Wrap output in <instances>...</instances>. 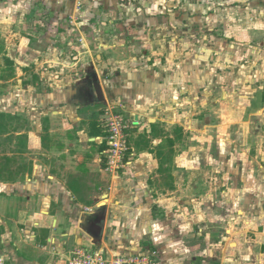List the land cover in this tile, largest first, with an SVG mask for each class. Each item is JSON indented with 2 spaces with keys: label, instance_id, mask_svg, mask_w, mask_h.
<instances>
[{
  "label": "crops",
  "instance_id": "0c3cea01",
  "mask_svg": "<svg viewBox=\"0 0 264 264\" xmlns=\"http://www.w3.org/2000/svg\"><path fill=\"white\" fill-rule=\"evenodd\" d=\"M228 1L239 6L238 0ZM209 4L0 0V41L16 67V76L5 83L16 80L22 87L1 100L9 110L0 109L12 116L6 118L9 128L0 130V255L5 264H68L78 247L104 248L108 255L155 252V264H264V196L259 194L264 187L257 178H246L242 193V180L234 179L232 209L229 216L221 214V223L199 203L189 211L180 204L189 200L177 202L182 182L175 177L157 186V172L172 170L174 163L157 162L150 151L141 150L145 160L132 162L125 177L113 175L107 184L99 166L107 144L102 142L104 119L91 116L94 109L110 106L118 96L134 119L157 120V113L150 118L147 109L157 107V68L148 70L145 58H157V43L172 42V57L180 55L178 42L192 52V43L210 32ZM190 51L183 54L193 55ZM181 63H175L177 68ZM42 82L49 91H36ZM96 82L105 102L97 98ZM261 97L263 105L264 88ZM58 121L63 125L56 129ZM86 141L96 143L95 155ZM80 151L93 154L94 161L78 156ZM175 206L187 224L174 218Z\"/></svg>",
  "mask_w": 264,
  "mask_h": 264
},
{
  "label": "rangeland",
  "instance_id": "374dc122",
  "mask_svg": "<svg viewBox=\"0 0 264 264\" xmlns=\"http://www.w3.org/2000/svg\"><path fill=\"white\" fill-rule=\"evenodd\" d=\"M209 6L206 16L210 18V32L205 39L192 43V52L184 42H176L180 55L169 56L172 42H165L163 45L157 43V58L151 54L146 56L148 70L157 68V107L151 105L147 108L153 113L150 118L157 113V120H141L142 123L135 127L138 129L127 131V159L131 158L134 163L145 160L140 152L143 150L154 153V157L157 155V162L174 163L172 170L169 166L162 174L157 172V186L159 182L166 186L170 178L175 177L182 182L177 202L189 200L187 204L180 202L189 207V211L193 210L194 203H199L198 206L207 209L214 221L218 216L222 223L225 220L221 214L229 216L232 209L235 178L242 180L239 185L241 193L246 192V178H257L264 187V104L261 100L264 88V0H238L237 8H233L228 0H210ZM187 51L193 55L185 56L183 53ZM5 53V50L0 51L2 110L8 109L1 101L4 97L22 91L19 81L5 83L16 76L15 63L7 64V58H11L5 57ZM145 59L138 67L144 66ZM179 62L182 65L177 68L175 63ZM11 70L12 75L6 78ZM24 75L21 77L23 81ZM23 88L28 89L25 85ZM36 91L47 92L49 89L42 82ZM110 101V106L108 103L97 105L91 116L104 119L107 110L111 109L114 116L122 115L132 123L134 113L128 111L122 97L116 96ZM138 103H142L141 100ZM19 107L24 108L23 105ZM5 121L10 124L8 119ZM145 122L151 125L145 127ZM61 125L58 121L56 129L62 128ZM84 144L94 155L98 152L96 143L86 141ZM77 155L90 162L95 158L84 151ZM104 156L103 153L99 156L100 169L106 173L104 182H110L113 175L125 177L124 169L128 165L111 171L102 160ZM142 177L147 178V175ZM153 177L151 174V187ZM115 189L119 191L120 186ZM259 192L264 196V189ZM175 210L174 218L187 224L186 219H179V214L183 213L180 207L175 206Z\"/></svg>",
  "mask_w": 264,
  "mask_h": 264
},
{
  "label": "built area",
  "instance_id": "2783aa9c",
  "mask_svg": "<svg viewBox=\"0 0 264 264\" xmlns=\"http://www.w3.org/2000/svg\"><path fill=\"white\" fill-rule=\"evenodd\" d=\"M79 6L84 0H75ZM111 109L107 110L104 117L105 139L108 149L103 151L102 159L107 168L117 171L132 163L131 158L127 159L129 148L127 146L126 133L130 128L137 127L139 120L127 122L122 115L114 116ZM127 159V160H126ZM154 254H118L108 255L104 248L90 249L87 247L76 248L70 257L68 264H155ZM6 258L0 255V264H5Z\"/></svg>",
  "mask_w": 264,
  "mask_h": 264
},
{
  "label": "trees",
  "instance_id": "16d2710c",
  "mask_svg": "<svg viewBox=\"0 0 264 264\" xmlns=\"http://www.w3.org/2000/svg\"><path fill=\"white\" fill-rule=\"evenodd\" d=\"M4 48H5L4 41L3 42L0 41V51L4 50ZM6 62L9 65H12L13 64V61L11 59H9V58H7ZM10 69H12V66H11ZM10 72L11 73L6 78H9L12 75V73H13L12 70ZM9 117L10 116L7 115V114H5V113H0V130H2L3 132L6 131L9 128L8 123L5 121L6 118H9ZM95 129L98 130V128H95ZM173 143H174V141H173ZM163 163H164V161H163Z\"/></svg>",
  "mask_w": 264,
  "mask_h": 264
},
{
  "label": "water",
  "instance_id": "95a60500",
  "mask_svg": "<svg viewBox=\"0 0 264 264\" xmlns=\"http://www.w3.org/2000/svg\"><path fill=\"white\" fill-rule=\"evenodd\" d=\"M94 87H95V91H96V95H97L98 100L100 102H105L106 98H105V95L103 93L101 84L99 82H96Z\"/></svg>",
  "mask_w": 264,
  "mask_h": 264
}]
</instances>
